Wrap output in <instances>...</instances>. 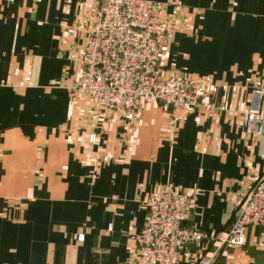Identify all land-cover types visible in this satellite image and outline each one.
I'll list each match as a JSON object with an SVG mask.
<instances>
[{
	"label": "crops",
	"instance_id": "0c3cea01",
	"mask_svg": "<svg viewBox=\"0 0 264 264\" xmlns=\"http://www.w3.org/2000/svg\"><path fill=\"white\" fill-rule=\"evenodd\" d=\"M151 1L170 27L162 74L196 78L224 110L152 103L104 119L75 95L71 59L104 0H0V264H138L145 196L168 185L197 195L200 256L264 171V121L261 134L243 124L255 92L264 115V0ZM261 230L219 261L264 264Z\"/></svg>",
	"mask_w": 264,
	"mask_h": 264
},
{
	"label": "built area",
	"instance_id": "2783aa9c",
	"mask_svg": "<svg viewBox=\"0 0 264 264\" xmlns=\"http://www.w3.org/2000/svg\"><path fill=\"white\" fill-rule=\"evenodd\" d=\"M164 8L162 2L151 0H104L90 12L85 44L71 55L80 64L74 92L104 119L133 114L152 103L165 112L225 109L203 103V86L196 78L162 74L159 61L170 29L162 17ZM23 84L32 85L30 69L23 73ZM263 121L261 94L255 92L244 112V129L261 134ZM98 137L95 131L87 133L89 143L95 144ZM145 204L144 225L131 235L138 264H211L225 248L244 246L248 229L264 230V171L243 195L233 222L210 239L214 249L204 255L192 251L207 238L190 223L197 208L195 192L168 185L147 194Z\"/></svg>",
	"mask_w": 264,
	"mask_h": 264
},
{
	"label": "rangeland",
	"instance_id": "374dc122",
	"mask_svg": "<svg viewBox=\"0 0 264 264\" xmlns=\"http://www.w3.org/2000/svg\"><path fill=\"white\" fill-rule=\"evenodd\" d=\"M103 4V3H102ZM100 6V5H99ZM99 6H97V7H99ZM166 22H167V20L165 19V18H163ZM168 23V22H167ZM169 25V24H168ZM170 28V27H169ZM170 30V29H169ZM163 54V53H162ZM162 56V55H161ZM160 60H161V58H160ZM159 66H160V61H159ZM75 95H77L76 93H75ZM78 96V95H77ZM80 97V96H79ZM83 99V101H85L84 100V98H82ZM158 104V103H157ZM159 106L161 107V105L159 104ZM140 108H142V106L140 107ZM140 108L139 109H137V110H135V112L134 113H137L139 110H140ZM161 109H163V107H161ZM127 115V114H126ZM112 118V117H111ZM235 218V217H234ZM234 220V219H233ZM233 222V221H232ZM248 231H249V229H248ZM247 231V232H248ZM261 232L262 233H264V230H263V228H262V230H261ZM201 243L202 242H200V243H198V244H196V245H194L193 247H195V246H200L201 245ZM242 247V246H241ZM235 248H237V247H229V248H225L222 252H220L219 253V255H218V257L216 256L214 259H212V263L211 264H247V263H245L244 261H241V262H221V261H219L220 260V258H221V256L222 255H224V256H226V254L227 253H229L231 250H233V249H235ZM213 250L214 248H210V247H208L207 249H206V251H209V250ZM206 252H204L202 255H204ZM195 254H197V253H195Z\"/></svg>",
	"mask_w": 264,
	"mask_h": 264
}]
</instances>
